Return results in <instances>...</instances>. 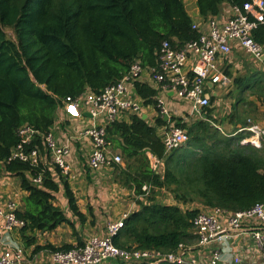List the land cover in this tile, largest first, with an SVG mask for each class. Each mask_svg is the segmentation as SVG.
<instances>
[{
  "label": "trees",
  "instance_id": "obj_1",
  "mask_svg": "<svg viewBox=\"0 0 264 264\" xmlns=\"http://www.w3.org/2000/svg\"><path fill=\"white\" fill-rule=\"evenodd\" d=\"M245 1L196 0V5L199 16L208 19L220 15L225 5ZM194 23L184 0H0V177L19 179L20 188L27 193L16 211L27 222L21 229L26 247L35 245L31 235L35 232H52L63 225L75 228L57 204L61 190L81 225L94 214L93 210L89 215L82 212L61 169L45 165L47 152L41 136L26 147L27 151H40L38 165L9 160L20 143L17 131L30 125L45 136L67 97L78 98L88 90L101 92L118 82L136 61L145 68H157L163 42L181 47L199 38ZM254 38L264 45V25L254 31ZM227 74L233 77L231 72ZM249 81L234 79L242 90ZM253 81L261 83L256 78ZM135 90L144 106H152L158 116L155 126L132 115L131 123L116 121L107 130L108 139L126 161V167L113 165L118 172L116 181L146 200L138 202L139 210L125 218L114 238L116 246L174 252L181 243L195 242L193 221L201 210L161 204L155 189L170 190L185 204L199 202L205 208L228 212L264 203V138L261 147H255L241 143L246 133L224 136L215 128L211 108L206 119L191 126L182 119L166 121L158 89L138 80ZM173 123L188 130V147L166 155L157 127ZM149 153L164 160V175L152 169ZM38 178L40 184L34 181ZM83 245L82 239L76 246L38 245L34 253L66 252Z\"/></svg>",
  "mask_w": 264,
  "mask_h": 264
},
{
  "label": "built area",
  "instance_id": "obj_2",
  "mask_svg": "<svg viewBox=\"0 0 264 264\" xmlns=\"http://www.w3.org/2000/svg\"><path fill=\"white\" fill-rule=\"evenodd\" d=\"M260 25H264V0H246L243 5L230 6L224 15L195 22L193 29L200 35L197 40L181 47L163 42L157 68H145L140 61H136L118 82L101 92L88 90L78 98L67 97L62 107L66 119L82 120L87 117L85 113H89L93 120H103V123L79 132L80 139L86 138L92 144L87 166L92 171H100L122 163V156L114 151L107 130L124 114L140 116L144 112V104L136 93L135 83L141 80L146 69L154 83L189 105L191 117L206 119L207 109L213 106V96L217 91L230 87L234 81L227 74L228 66L225 64L233 49H239L256 60L264 59V45L254 38V31ZM159 106L162 115L168 116L170 120L168 110L160 100ZM240 133L247 134L242 144L261 147L264 127L258 122L248 120L245 126H238L235 135ZM17 135L20 143L13 149L10 161L21 160L38 165L40 151L35 148L27 151L26 147L41 136L47 152L45 165L48 168H60L65 177H73L68 163L71 146L61 144L52 131L42 136L32 126L24 125ZM161 138L168 155L188 143L189 134L187 129L169 124ZM149 158L152 169L164 175V160L150 153ZM34 181L37 184L42 182L41 178ZM144 190L148 192L150 189L145 186ZM17 210L15 201L9 202L4 208L0 207V264L29 263L24 250L11 240L15 230L27 225L26 221L18 218ZM127 216L110 223L104 234L88 238L83 246L66 252H53L54 261L57 264H252L244 254V249L234 245L247 237L254 252L264 257V203L238 212L205 208L193 221L195 242L181 243L174 252L122 249L116 246L114 238L123 228ZM247 224H253L256 229L248 232L245 229Z\"/></svg>",
  "mask_w": 264,
  "mask_h": 264
},
{
  "label": "rangeland",
  "instance_id": "obj_3",
  "mask_svg": "<svg viewBox=\"0 0 264 264\" xmlns=\"http://www.w3.org/2000/svg\"><path fill=\"white\" fill-rule=\"evenodd\" d=\"M184 2L192 18L194 20L198 19L196 0H184ZM7 33L10 38L14 39L12 31L7 30ZM225 64L232 73L233 79L249 78L251 80L249 81L250 85L247 84L243 90L233 81L230 87L217 91L216 96H213L214 100L212 102L214 104L216 102L218 109L216 117L214 118L216 120L215 128L224 136L234 137L238 135H235L238 125L245 126L248 120L258 122V124L264 126V59L256 60L239 49H233V53L229 56ZM255 78L257 82L261 81V83H255L253 81ZM174 102V108H167L171 118L182 119L188 126L198 121L199 117L190 116L189 105L187 103L178 99ZM76 127L77 125L75 123H67V120H64L61 123L59 134L62 140L74 136L70 142L79 152L82 146L75 140L74 129ZM62 133H65L66 137L62 136ZM182 147L187 148L188 143ZM114 151L122 156L123 161L121 165L126 167V161L121 151L116 148ZM86 161L87 158L84 156L81 167L79 168L80 171H73L72 174L75 177L67 178L68 180L71 179L69 182L75 190L82 210H87L88 215L89 210H93L94 216L89 217L94 220V224L91 226L93 229L86 232L88 239L92 236L104 234L110 223L118 222L125 215H130L135 210H139L138 202H146V200L145 198L138 199L133 192L116 181L118 172L115 171L113 166H107L100 171H92L87 166ZM155 193L156 200L161 204L178 205L183 210H201L204 208L199 202L185 204L182 201L176 200L174 193L170 190L155 189ZM149 195L150 193L147 196ZM56 196L57 204L61 208H65L63 193H58ZM94 210H97L98 215H95ZM74 236L84 239L75 230ZM83 237L85 236L83 235ZM86 240L82 241L85 243Z\"/></svg>",
  "mask_w": 264,
  "mask_h": 264
},
{
  "label": "crops",
  "instance_id": "obj_4",
  "mask_svg": "<svg viewBox=\"0 0 264 264\" xmlns=\"http://www.w3.org/2000/svg\"><path fill=\"white\" fill-rule=\"evenodd\" d=\"M229 7L230 6H228V5L223 6V9L221 11V15H224L225 13H227L229 10ZM196 12H197V15H199V11H198L197 7H196ZM199 20H202V18L200 16L198 19H196L194 21L199 22ZM227 71L230 72L228 67H227ZM141 80L148 82L150 85H152L153 87L158 89V91H159L158 98L162 102L164 108H168V109L174 108L173 105L175 104L174 101L176 100L175 96L172 95L171 92H167L166 90H164L162 88V86H158L156 83H154L148 69H146L144 71V73L142 74ZM144 109H145L144 112L140 116L142 118L145 117L146 122L150 126H155L156 125L155 124L156 118L158 116L157 112L155 111V109L152 106H148V107L144 106ZM211 109L213 110L211 113V116L213 118H215L217 111H218L216 102H215V104L213 103V106ZM131 116H132V114H130V113L124 114V115L119 117L118 121L125 122V123H131ZM64 120H67V123L72 122V123H75L77 125V127L74 129V133H75V140L78 141V143H80L82 146L80 148L79 152L74 148L73 144L70 142V140L72 138H74V136L72 138L67 137L66 140H62V138L59 134V130L61 129V123ZM165 120H166V118H165ZM166 121H169V119H167ZM98 123H100V124L103 123V120L102 119L93 120L91 117H86L82 120H68V119H66V116L63 112V108H61L59 110L58 115H57V120L55 122V125L51 128V131L55 134L57 140L61 144L67 143L71 146V154L68 158V163L71 165L72 172L73 171H80L79 168L81 167V164H82V158L85 156V158H87V161H88V157L91 153V148H92V144L88 139H86V138L80 139L79 138V132L85 128H88V127L95 125V124H98ZM238 126H240V125H238ZM166 127H168V126L157 127L158 135L160 137L164 133ZM62 136L66 137L65 133H62ZM85 152H86V154H85ZM80 155H81V158H80ZM76 174H77V172H76ZM72 176L73 177H70V178L75 177L73 174H72ZM69 181H71V179H69ZM74 192H75V190H74ZM61 193H63L62 190L59 192V194H61ZM26 196H27V193L20 188L19 179L15 178V177H10L8 175H4V176L0 177V207L1 208L6 207V205L9 202L15 201V202H17L18 209H20L22 207V199ZM63 196H64V194H63ZM64 200H65V208L63 207L64 209L63 208L62 209L66 213L67 217L74 223V227H75L74 229H72L70 226L63 225V226L57 228L55 231H52V232H45V233L35 232L31 235L36 238V243H35V245H32L30 247H26L25 241L23 240V237L21 234V230H15L11 234V240L14 243V245L23 249L25 254L27 255V258L29 260L28 264H57V262H55L53 259V256H52L53 252H51L50 250H42L39 253H34L35 247L38 245L43 246L45 244H51L55 247H62L64 245L76 246L78 244V239H81V238L74 236V230L79 233L80 237L84 238L82 240H86L88 237L86 232L90 231V229H93L91 226H92V224H94V220L88 216L87 223L84 226L81 225L77 221V219L75 217H73V215L69 211L66 199H64ZM78 204H79V202H78ZM202 207H203V205H202ZM80 208H81V206H80ZM204 209H205V207L202 208L201 211H204ZM81 210H82V208H81ZM82 212L84 214H87V210H82ZM94 213H95V215H98L97 210H94ZM245 229L248 232H251L252 230L256 229V227L253 224H247ZM28 234L30 235V233H28ZM83 235L85 237H83ZM234 245H235V247H242L244 249V254L247 255L248 260H250V262L252 264H264V257L261 256L260 254H256L254 252V247L253 246L251 247V244H250L248 237L246 239H243L242 242H238V241L235 242Z\"/></svg>",
  "mask_w": 264,
  "mask_h": 264
},
{
  "label": "water",
  "instance_id": "obj_5",
  "mask_svg": "<svg viewBox=\"0 0 264 264\" xmlns=\"http://www.w3.org/2000/svg\"><path fill=\"white\" fill-rule=\"evenodd\" d=\"M85 115H86L87 117H91V115H90L89 113H85ZM165 118H166V120H167V119H168V116H165ZM143 119L145 120L146 118L143 117Z\"/></svg>",
  "mask_w": 264,
  "mask_h": 264
}]
</instances>
